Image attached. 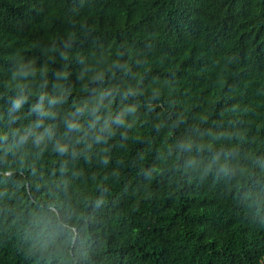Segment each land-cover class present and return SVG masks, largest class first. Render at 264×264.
I'll return each mask as SVG.
<instances>
[{"label": "trees", "instance_id": "trees-1", "mask_svg": "<svg viewBox=\"0 0 264 264\" xmlns=\"http://www.w3.org/2000/svg\"><path fill=\"white\" fill-rule=\"evenodd\" d=\"M0 264H264V0H0Z\"/></svg>", "mask_w": 264, "mask_h": 264}]
</instances>
